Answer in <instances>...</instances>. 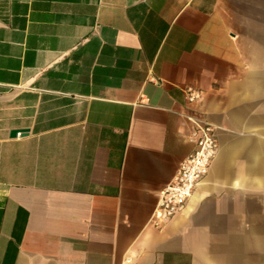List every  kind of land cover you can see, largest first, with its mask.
<instances>
[{
  "label": "crops",
  "instance_id": "1",
  "mask_svg": "<svg viewBox=\"0 0 264 264\" xmlns=\"http://www.w3.org/2000/svg\"><path fill=\"white\" fill-rule=\"evenodd\" d=\"M0 264H264V0H0Z\"/></svg>",
  "mask_w": 264,
  "mask_h": 264
},
{
  "label": "built area",
  "instance_id": "2",
  "mask_svg": "<svg viewBox=\"0 0 264 264\" xmlns=\"http://www.w3.org/2000/svg\"><path fill=\"white\" fill-rule=\"evenodd\" d=\"M184 96L188 102H194L200 98L201 94L193 86H186ZM192 119L194 126L187 134L191 150L180 162L171 181L162 188L152 213V221L157 226L182 210L196 185L208 172L215 156L218 144L214 126L201 118L193 117Z\"/></svg>",
  "mask_w": 264,
  "mask_h": 264
},
{
  "label": "water",
  "instance_id": "3",
  "mask_svg": "<svg viewBox=\"0 0 264 264\" xmlns=\"http://www.w3.org/2000/svg\"><path fill=\"white\" fill-rule=\"evenodd\" d=\"M20 131H24V129L14 128L10 131V136H15Z\"/></svg>",
  "mask_w": 264,
  "mask_h": 264
}]
</instances>
